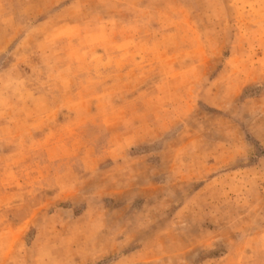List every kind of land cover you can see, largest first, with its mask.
<instances>
[{"label": "rangeland", "instance_id": "rangeland-1", "mask_svg": "<svg viewBox=\"0 0 264 264\" xmlns=\"http://www.w3.org/2000/svg\"><path fill=\"white\" fill-rule=\"evenodd\" d=\"M0 264H264V0H0Z\"/></svg>", "mask_w": 264, "mask_h": 264}]
</instances>
